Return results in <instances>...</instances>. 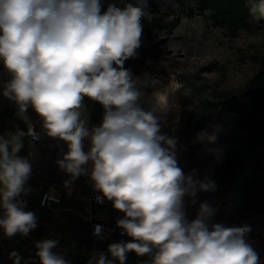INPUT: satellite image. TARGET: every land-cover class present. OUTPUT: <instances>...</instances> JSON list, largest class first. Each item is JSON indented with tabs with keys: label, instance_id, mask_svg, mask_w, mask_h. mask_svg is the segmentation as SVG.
I'll use <instances>...</instances> for the list:
<instances>
[{
	"label": "clouds",
	"instance_id": "obj_1",
	"mask_svg": "<svg viewBox=\"0 0 264 264\" xmlns=\"http://www.w3.org/2000/svg\"><path fill=\"white\" fill-rule=\"evenodd\" d=\"M245 6L253 22L264 20V0H245ZM151 18L149 0H0V65L10 76L2 94L24 119L31 107L47 136L67 145L56 161L62 171L73 180L88 172L102 193L97 199L124 214L116 226L130 240L108 245L112 259L100 252L88 264H126L129 252L149 256L146 264H261L248 240L250 225L212 223L208 201L199 203L194 219L186 216L184 198L196 204L198 193L215 192L217 185L179 166V138L162 131L172 105L159 91L160 77L125 67L139 58L143 21ZM85 98L103 108L98 126H89ZM219 132L209 123L193 142L219 158L223 148L208 147ZM23 135L0 136V229L9 238L37 226L20 199L32 172L18 155ZM57 244L36 243L40 264H69L52 251ZM9 256L20 264L17 252Z\"/></svg>",
	"mask_w": 264,
	"mask_h": 264
},
{
	"label": "rangeland",
	"instance_id": "obj_2",
	"mask_svg": "<svg viewBox=\"0 0 264 264\" xmlns=\"http://www.w3.org/2000/svg\"><path fill=\"white\" fill-rule=\"evenodd\" d=\"M149 4L152 17L161 25L176 17L179 20L170 29L155 26L149 33L143 29L139 58L129 59L125 67L138 76L152 73L171 85L168 102L172 117L163 122L162 131L179 138L178 163L186 174L194 173L197 180L211 179L217 185L215 192L198 193L196 204L186 197V216L194 219L199 203L208 201L215 209L212 223L250 225L248 237H253L254 249L264 264V72L259 74L264 25L232 30L215 25L207 12L196 7L188 15L173 0H149ZM9 79L0 65V136L23 132L30 121H36L42 140L34 142L23 135V148L18 153L32 165L25 185L28 194L22 193L20 199L26 202L24 210L35 214L37 226L28 236L17 233L9 238L0 231L4 237L0 264H13L9 256L13 251L21 257L20 264H40L36 243L46 239L58 240L52 251L69 264H88L96 254L89 224L81 216L88 172L73 180L58 167L56 161L63 158L67 145L47 136L42 120L31 107L24 114L27 119L18 114L16 104L2 94ZM176 84L181 86L175 88ZM83 104L88 122L100 123L101 105L88 98ZM209 123L220 127L216 143L208 146L223 148L219 158L193 142L195 134ZM61 148L63 154L59 153ZM86 167L90 170V164ZM54 176L69 181L68 190L61 203L43 209L39 199ZM43 211L49 214L46 222L40 223L38 216ZM2 212L0 209V215ZM129 240L128 236L120 239ZM129 254L143 264L150 259Z\"/></svg>",
	"mask_w": 264,
	"mask_h": 264
},
{
	"label": "built area",
	"instance_id": "obj_3",
	"mask_svg": "<svg viewBox=\"0 0 264 264\" xmlns=\"http://www.w3.org/2000/svg\"><path fill=\"white\" fill-rule=\"evenodd\" d=\"M30 109V107L28 108ZM100 123L92 122L89 126H98ZM31 129V132L29 131ZM23 133L31 141L39 142L42 140V132L36 121H30ZM85 148L88 149L89 142L86 140ZM60 154H63V149L59 150ZM91 167V166H90ZM66 180L54 176L49 182L48 186L41 193L39 199V205L42 208H50L55 204L61 202L64 193L68 190V185H65ZM87 192L84 197L81 216L83 220L89 224L90 236L96 242V253L103 252L108 257H111L107 253L108 245L111 243L119 242L121 238L126 237L122 235V229L116 226V221L123 218L124 214L113 208L112 202L106 199L98 200V197H102V193L97 191L93 182L90 179V175L86 178ZM186 201V197L184 198ZM186 206V203H185ZM192 220L191 217H187ZM99 228V233H96V229ZM249 242L255 248V241L253 237H248ZM126 264H143L137 257L127 254Z\"/></svg>",
	"mask_w": 264,
	"mask_h": 264
},
{
	"label": "trees",
	"instance_id": "obj_4",
	"mask_svg": "<svg viewBox=\"0 0 264 264\" xmlns=\"http://www.w3.org/2000/svg\"><path fill=\"white\" fill-rule=\"evenodd\" d=\"M182 9L187 10L188 15L193 14L194 8H198L201 12H207L209 19L215 24L227 27L232 30L238 28L252 30L254 24H263L264 20L259 23L253 22L249 15L248 8L245 6V0H173ZM178 17L161 25L155 17L151 20L143 21V29L149 33L155 26L166 27L168 29L174 27L178 22ZM260 73L264 72V51L259 57ZM219 102V101H218Z\"/></svg>",
	"mask_w": 264,
	"mask_h": 264
},
{
	"label": "bare ground",
	"instance_id": "obj_5",
	"mask_svg": "<svg viewBox=\"0 0 264 264\" xmlns=\"http://www.w3.org/2000/svg\"><path fill=\"white\" fill-rule=\"evenodd\" d=\"M136 76H138V75H136ZM139 76H140V75H139ZM160 79H161V86L159 87V91H160L162 94H165L166 97H167V99H168L169 96H170V92H171V85H170V84H164V82H163V80H162L161 77H160ZM151 92H152V89H149V90H148L149 95L151 94ZM171 117H172V112L170 111V112H168V113L166 114V117H165L164 122H165V123L169 122L170 119H171ZM171 123H172V122H171Z\"/></svg>",
	"mask_w": 264,
	"mask_h": 264
},
{
	"label": "crops",
	"instance_id": "obj_6",
	"mask_svg": "<svg viewBox=\"0 0 264 264\" xmlns=\"http://www.w3.org/2000/svg\"><path fill=\"white\" fill-rule=\"evenodd\" d=\"M86 192H87V183H86V187H85V190H84L83 198H82V201H81L82 206H83V201H84V197H85ZM65 195H66V192L64 193L61 202L63 201ZM61 202H60V203H61ZM82 206H81V207H82ZM43 209H47V208H43ZM48 214H49V213H48L47 211H43L42 213H40V215L38 216L40 223H41V222H46V219H47L46 217H47ZM0 231H3V230L0 229ZM89 232H90V227H89ZM2 238H4V237H3V234L0 233V243H1V241H2ZM3 240H4V239H3Z\"/></svg>",
	"mask_w": 264,
	"mask_h": 264
}]
</instances>
